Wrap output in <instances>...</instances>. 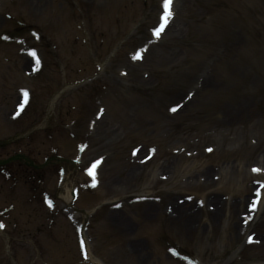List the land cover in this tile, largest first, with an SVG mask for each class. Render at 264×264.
<instances>
[{"label":"rangeland","instance_id":"374dc122","mask_svg":"<svg viewBox=\"0 0 264 264\" xmlns=\"http://www.w3.org/2000/svg\"><path fill=\"white\" fill-rule=\"evenodd\" d=\"M72 1L81 4L83 13L76 11L72 16L74 5L63 0L55 4L51 0H37V14L53 12L47 24L54 21L56 31L71 25L73 35V44L71 40L61 43L54 28L41 31L44 59L48 63L45 80L60 83L63 76L79 70L83 75H91L96 62L104 63L121 41L124 47L121 55L106 65L104 82H98L109 87L108 105L106 101L101 103L108 109L106 121L94 135L82 139L89 141L93 149L98 148H91L87 161L102 155L100 150H105L108 156L100 188L79 203L88 210L105 203L92 219L88 232L92 247L104 255L107 264H183L170 257L169 247L186 249L195 264H264L262 244L244 245L248 233L257 234L256 239L262 240L264 208L245 235L238 238L236 235L237 220L246 213L248 203L246 177L253 174L252 167L264 169V0H181L176 25L160 45L164 56L152 53L151 60L139 67L130 65L127 53L148 39V29L155 24L159 13V0ZM20 3L24 0L14 1V5ZM12 13L13 22L0 19V29L7 25L12 34L14 28L23 26L27 36L31 28H37L32 25L37 21L31 16L26 20L27 13L20 8ZM47 36L53 37L60 49L48 43ZM3 45V53L12 62L0 67V129L11 126L10 115L18 88L31 86L34 90V111L40 109L50 94L42 82L25 75L30 71L29 66L17 48L13 47L12 51L8 44ZM126 69L129 76L124 78L120 71ZM199 77H204L202 90L194 93L191 99L194 100L183 112L170 116L169 105L184 100L188 91L196 87ZM103 85L93 87L83 96L91 97ZM64 97L60 105L78 108L76 112L72 107V113L67 114L70 119L85 118L86 124L93 120L98 106L93 104L90 109L89 101L84 106L78 102L82 97L66 100ZM231 106L234 111L230 112ZM34 111L28 113V121L33 119ZM62 115L58 108L53 120L63 123L66 118ZM235 115H238L236 121L228 131L224 122L218 123L221 118ZM59 128L63 129L61 125ZM138 145L143 146L140 158L147 155L148 146H155L158 155L132 174V167L125 161ZM210 146L215 148L213 154L205 152ZM183 147L184 154H173L174 149ZM163 175L170 178L163 181ZM258 178L262 180H254L255 187L264 183V176ZM78 180L86 181L82 176ZM55 187V180L48 181L46 189L58 195L56 215L59 216L48 232V242L60 243L72 264H79L80 254L71 260L70 253L75 247L78 249L75 228L80 220L76 215H68L72 212L66 206L67 187L59 190ZM187 195L194 196L195 201L213 199V205L216 199L224 200L228 207L234 202L238 206L245 200L247 203L237 212L233 206L231 212L221 210L216 217H205L192 234L184 230V219L177 222L166 213L177 197ZM239 195L244 197L240 200ZM137 197L158 199L140 206L131 205ZM117 202L123 204L124 212L113 213ZM143 238H148L150 245ZM26 251L20 252L22 264H29ZM2 261L0 264H6Z\"/></svg>","mask_w":264,"mask_h":264},{"label":"snow or ice","instance_id":"6c2138e0","mask_svg":"<svg viewBox=\"0 0 264 264\" xmlns=\"http://www.w3.org/2000/svg\"><path fill=\"white\" fill-rule=\"evenodd\" d=\"M171 4V0H165V9H166V16L170 17L172 15L171 11L169 10V5ZM156 35L159 36V31L156 32ZM175 109H173L174 111ZM4 225L0 224V228H3Z\"/></svg>","mask_w":264,"mask_h":264},{"label":"bare ground","instance_id":"6f19581e","mask_svg":"<svg viewBox=\"0 0 264 264\" xmlns=\"http://www.w3.org/2000/svg\"><path fill=\"white\" fill-rule=\"evenodd\" d=\"M166 33H167V32H166ZM221 119H222V120H220V123L225 122L226 127H228V128L231 127V126L229 125V123L232 122V121H227V122H226V119H225V118H221ZM227 123H228V124H227ZM238 207H239V206H237L236 209H237Z\"/></svg>","mask_w":264,"mask_h":264}]
</instances>
